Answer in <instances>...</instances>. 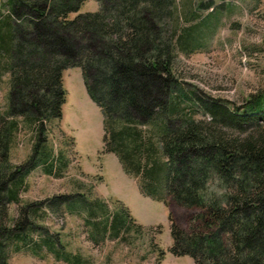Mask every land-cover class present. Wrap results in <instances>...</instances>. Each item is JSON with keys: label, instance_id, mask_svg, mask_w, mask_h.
Instances as JSON below:
<instances>
[{"label": "trees", "instance_id": "16d2710c", "mask_svg": "<svg viewBox=\"0 0 264 264\" xmlns=\"http://www.w3.org/2000/svg\"><path fill=\"white\" fill-rule=\"evenodd\" d=\"M86 1L6 0L0 42L8 45L10 90L8 108L0 114V264H9V248L26 246L35 229L34 204L20 206L17 217L9 218V205L18 204L25 177L39 167L51 175L56 160L63 159L61 153L54 158L43 135L47 123L61 119L62 74L71 68L81 70L88 96L104 115L105 153L115 154L134 176L141 165L132 150L139 144L126 125L145 126L157 115L166 117L158 136V160L162 155L164 164L150 159L152 148L146 150L141 188L155 199L154 185L160 186L176 205L198 209L201 223L186 233L168 214L170 253L188 256L194 264H264V96L250 98L242 108L195 97L196 110L207 120L170 118L177 83L164 25L175 0H94L99 11L69 19ZM217 1L220 6L226 0ZM215 7L212 0L205 5L211 11ZM18 119L38 126L37 140L26 160L12 166ZM115 123L124 126L113 131ZM128 142L134 144L129 151L123 149ZM69 199L58 195L36 207L46 203L55 212ZM124 219L113 217L110 224L116 227ZM43 242L57 252L53 237Z\"/></svg>", "mask_w": 264, "mask_h": 264}, {"label": "rangeland", "instance_id": "374dc122", "mask_svg": "<svg viewBox=\"0 0 264 264\" xmlns=\"http://www.w3.org/2000/svg\"><path fill=\"white\" fill-rule=\"evenodd\" d=\"M210 2L175 0L172 15L164 25L177 83L170 97L169 117L173 119L207 120L196 110L195 97L242 108L250 98L264 96V0H226L220 6L219 1L212 0L214 11L205 9ZM100 7L99 2L86 1L69 19L97 12ZM7 14L6 0H0V24ZM4 42H0V114L8 108L10 90V60ZM62 82L66 96L61 119L47 123L43 136L54 158L61 153L63 159L56 160L57 170L51 175L43 173V167L27 175L18 204L9 205L10 219L17 217L20 206L34 204L31 210L35 211L31 217L35 229L28 234V244L9 248V264H194L188 256L170 253L168 214L190 233L191 228L201 227L196 219L200 211L176 205L159 185H154V199L143 192L140 183L145 179L141 167L146 150L152 148L153 157L147 153L150 159L164 164L162 155L158 160V136L166 117L157 115L145 126L126 125L135 136L134 144H139L138 151L132 150L134 144L130 142L123 148L132 150L133 160L141 165L140 174L134 176L115 154L105 153L104 115L88 96L81 70L64 71ZM17 121L10 149L12 166L26 160L38 132L37 125ZM123 126L115 123L111 128L117 131ZM130 160L134 169L136 163ZM215 188L216 183H212L210 190ZM58 195L71 197L65 207L55 212L48 210L46 203L36 207ZM113 217L125 219L112 227ZM47 237H53L57 252L48 251L43 242Z\"/></svg>", "mask_w": 264, "mask_h": 264}, {"label": "crops", "instance_id": "0c3cea01", "mask_svg": "<svg viewBox=\"0 0 264 264\" xmlns=\"http://www.w3.org/2000/svg\"><path fill=\"white\" fill-rule=\"evenodd\" d=\"M68 70V69H67ZM66 71V70H65ZM64 73V72H63ZM63 75V74H62Z\"/></svg>", "mask_w": 264, "mask_h": 264}]
</instances>
